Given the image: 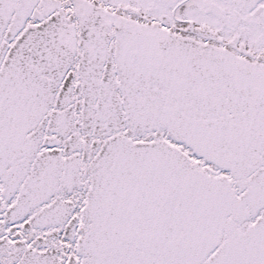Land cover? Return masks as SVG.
Listing matches in <instances>:
<instances>
[{
  "label": "snow or ice",
  "instance_id": "6c2138e0",
  "mask_svg": "<svg viewBox=\"0 0 264 264\" xmlns=\"http://www.w3.org/2000/svg\"><path fill=\"white\" fill-rule=\"evenodd\" d=\"M0 264H264V0H0Z\"/></svg>",
  "mask_w": 264,
  "mask_h": 264
}]
</instances>
